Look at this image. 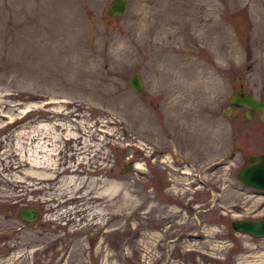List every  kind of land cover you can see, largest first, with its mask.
Masks as SVG:
<instances>
[{"label":"rangeland","instance_id":"374dc122","mask_svg":"<svg viewBox=\"0 0 264 264\" xmlns=\"http://www.w3.org/2000/svg\"><path fill=\"white\" fill-rule=\"evenodd\" d=\"M106 2L0 0V241L26 258L27 226L42 224L62 236L55 264H264V236L229 224L255 202L234 170L264 151V123L226 108L234 88L264 99V0H127L117 16ZM134 70L140 91L127 85ZM39 132L55 134L52 177L23 159L40 153ZM198 156L214 170L192 172ZM129 160L144 169L121 170ZM67 164L82 183L56 197ZM194 175L217 176L215 222ZM93 179L100 223L87 213L99 200L77 196ZM25 203L39 210L32 223L17 216Z\"/></svg>","mask_w":264,"mask_h":264},{"label":"flooded vegetation","instance_id":"af4514ba","mask_svg":"<svg viewBox=\"0 0 264 264\" xmlns=\"http://www.w3.org/2000/svg\"><path fill=\"white\" fill-rule=\"evenodd\" d=\"M239 89H242V88L239 87ZM234 107H237V106L229 105V107H226V108L227 109L231 108V110H235L236 108H234ZM242 107H243V111H244L245 107L244 106H242ZM257 116H258V113H257ZM246 119H244V112H243V118L241 120V124ZM258 119H259V117H258ZM260 122L264 123L261 120H260ZM260 152H264V151L263 150H257L254 153L249 152L246 156V160L244 162H242L241 164H239V166L245 162H248V156L249 155H254V159H256V154H258ZM232 153H233V151L231 150V152L229 153L228 156H231ZM200 157L201 156L196 157V160H193L192 163H190L191 167H192V168L190 167V169L192 172L196 173L197 175L200 174V167H202L206 170H210V171L214 170L213 168L215 167L216 163L211 165L212 161H207L206 163H204L202 165ZM171 159L172 160L175 159L176 161H178L183 166L185 165L183 158H181L180 156H177L174 154L171 157ZM216 161L217 160H215V162ZM207 165H208V168H207ZM209 165H211V167H209ZM196 168H198V171ZM237 168H235V170ZM179 170L184 171L185 169L180 167ZM235 170H234V174H235ZM194 176L195 177L191 178L188 184L192 183L191 185H193V186L195 183L205 185L204 186L205 188H203V190H207L208 193L210 194L209 195V199H210L209 200V208L212 212V214H211L212 218H213L212 222H215L216 202H217L216 196H217V192H218V190H217V176L211 175V178H209V180H207V182L202 180L199 176H196V175H194ZM195 179L199 180V181L194 182L193 180H195ZM244 185H246V184H244ZM246 186L250 187L252 194L256 195L255 202L253 201V199H251L250 202L247 201V202L243 203V205H241L242 209L240 211H234L235 213H240V215L236 216V217L251 219V220L264 219V198H257L259 196L264 197L262 195V193H264V190L256 188V187L251 186V185H246ZM194 187L191 188V190H195ZM151 188H152V186H151ZM250 203H252V204L250 205ZM38 212H39V210H38ZM37 215H38V213H37ZM36 216H35V218H36ZM231 219L229 220V224H230ZM33 222H34V220H33ZM230 226H231V224H230ZM27 227L33 229V231H31V234L29 235V240L32 242H35L34 244H32L31 246L28 247V250L26 251L27 257L26 258L24 257L25 256L24 247H21L20 244L15 243L11 246H8L7 244H5V242L0 241V264H4L5 260L9 261L8 257H9V254L12 252L13 249H15L18 254L22 255V256H19L17 259L19 261V264H51V263L55 264L56 258L53 256V252H55L53 248L57 244L61 245L62 236L56 235L55 231L51 228V226H46V225H42V224H29ZM192 227H193L192 230H190L189 228L187 229L188 231H190L192 233L197 232V230L201 229V225H199V224H194ZM216 228H217V225L215 223H213V233H214L213 239H214V241L216 240V234H215ZM245 233H247V232H245ZM247 234L251 235L249 233H247ZM251 236H254V235H251ZM262 236H264V235H262ZM255 237H257V236H255ZM27 242H28V240H27ZM177 254L181 255L180 252H178ZM214 255H215V253L213 254V256Z\"/></svg>","mask_w":264,"mask_h":264},{"label":"water","instance_id":"95a60500","mask_svg":"<svg viewBox=\"0 0 264 264\" xmlns=\"http://www.w3.org/2000/svg\"><path fill=\"white\" fill-rule=\"evenodd\" d=\"M127 6V0H107L105 12L108 16L120 15ZM109 18H106L108 21ZM127 85L134 91H139L144 87L139 71H132L127 78ZM228 105L244 106V119L248 118L254 110H257L258 117L264 122V100L253 93L239 88H234L228 93ZM227 112V111H224ZM133 166V161L126 162L121 170H127ZM235 175L244 184L254 186L264 190V152L248 156V162L243 163L235 170ZM38 213V208L32 204H22L17 216L27 223H32ZM231 226L240 231L260 236L264 235V219L251 220L245 218H232Z\"/></svg>","mask_w":264,"mask_h":264},{"label":"bare ground","instance_id":"6f19581e","mask_svg":"<svg viewBox=\"0 0 264 264\" xmlns=\"http://www.w3.org/2000/svg\"><path fill=\"white\" fill-rule=\"evenodd\" d=\"M38 126L43 127V129L49 127V125L47 123H39ZM35 136L38 137V141H37L36 145L38 147L37 148L38 152L40 151V153L35 155L34 157H30V158L23 157V159L25 160V162L28 163V166H29V168L27 170L30 171L32 168H34V170H31V171H33V173L36 174V176L40 177V178L49 177V176L52 177L55 175V172H56V171L54 172L53 168H56L58 166L57 165L58 161L55 159V157L53 155L54 151L50 150V147L47 146V143L45 141L48 140L49 136L53 137V136H55V134H53V133L49 134L48 133V136H46L45 138H42L43 135L41 134V132H39V135H35ZM70 136H74V135L66 134V138H69ZM51 137H50V141H52ZM80 141H82V140H80ZM80 147L81 146H79V147L74 146V148H76L77 151L80 150ZM81 157H82V155L79 157V161H81ZM133 167L138 168V169H144L142 162L138 161V160L133 161ZM67 169H68V173L66 175L62 176L61 178H59V180H58V185L56 187V189L58 190L57 191L58 195H56V197L57 196L60 197L59 194L63 195V194L67 193L69 195V193H71L77 186H79L82 183L83 177H78L76 175V168L75 167H72L71 165L67 164V165L63 166V168H62L63 171H65ZM94 181H95V179L92 180V183L90 185L88 184L90 186L88 189H86V190L84 189V191L81 192L77 196L82 198L83 201H81V202H88V200H93V199L99 200V202H97V206L95 203L93 205L94 206L93 208L91 206V208H92L91 212L89 211L87 213L88 214H95L97 217L96 222L100 223V221L102 222V220L100 218L101 212H99L97 210L100 207L99 204H102V202L104 200L102 199L103 196H101V193L98 192L97 190L95 191L92 188ZM113 184H115V183H112V185H111L112 188L116 186ZM93 190L95 191V193L93 192ZM90 192H92V195L88 196ZM88 198H90V199H88ZM63 201H65V200H62V202ZM60 202H61V199L59 198L58 203H60ZM82 206L83 205H81V208L78 207L77 209L82 210V209H84V207H86V206H83V207ZM87 222H88V220L85 221V223H87Z\"/></svg>","mask_w":264,"mask_h":264}]
</instances>
